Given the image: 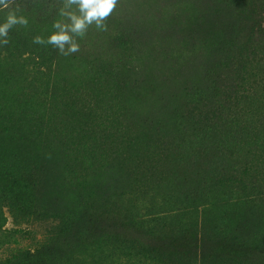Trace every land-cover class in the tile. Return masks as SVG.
Returning a JSON list of instances; mask_svg holds the SVG:
<instances>
[{"label":"rangeland","instance_id":"374dc122","mask_svg":"<svg viewBox=\"0 0 264 264\" xmlns=\"http://www.w3.org/2000/svg\"><path fill=\"white\" fill-rule=\"evenodd\" d=\"M5 3L0 23L18 10L28 24L14 26L8 43L0 44V264L20 249L28 257L11 264H264L263 244L252 251L253 245L234 234L238 228L245 238L261 231L264 241V208L261 221L253 218L252 225L233 221L243 216L233 205L220 204L219 195L215 205L199 212L190 199L194 189L196 197L203 193L202 182L217 181L247 161V148L240 152L224 129L218 134V122L205 124L201 133L206 135L199 139L194 124L200 106L197 82L233 71L221 73L211 60L224 25L218 11L228 3L252 10L254 2L118 0L104 20L106 30L93 23L77 38L79 51L68 55L46 42L56 31L54 23L68 22L60 15L66 0ZM257 12L252 63L264 86V3ZM37 37L45 43H36ZM185 41L192 44L190 50L197 46L206 52L201 68L183 67L196 56L184 49ZM138 86L143 87L131 93ZM131 96L139 97L136 110ZM104 107L138 116L131 113L124 123L134 135L145 131L141 156L132 158L128 152L135 150H123L120 141L116 146L105 142L97 119L99 140L85 157L80 150L84 120L91 113L100 117ZM258 110L264 106L252 108L256 127L264 115ZM155 115H167L176 135L191 137L177 141L155 126ZM38 124L41 133L34 132ZM71 144L75 155H70ZM260 156L264 159V152ZM12 204L42 216L25 221ZM71 208L78 219L64 228L57 215Z\"/></svg>","mask_w":264,"mask_h":264},{"label":"trees","instance_id":"16d2710c","mask_svg":"<svg viewBox=\"0 0 264 264\" xmlns=\"http://www.w3.org/2000/svg\"><path fill=\"white\" fill-rule=\"evenodd\" d=\"M251 1L254 2L251 7L252 10L246 8L241 11L236 8L235 4L228 3L221 6L222 9L218 11L219 14H217V18L220 20L223 15L222 21L224 25L221 29H218L219 35H217V41L213 46V54H210L212 56L211 60H216L219 66L218 71L221 73L227 71L229 67L232 68L233 71L231 73L228 72L224 77L218 75L219 78H214V80H212V77L205 75L197 82V94L199 96L200 106L199 109L196 110V122L194 124V131H196L194 138L199 139V137L201 138L206 135V133H201V129L205 124L209 125L218 122L220 125L216 130L218 134L224 129L231 133L230 136L232 139H236L240 152H243L245 148H247V161L241 166L239 164L237 168L232 167L231 170H227L225 174L217 178V181L205 180V182H202L203 193L201 192L202 194L196 197L197 189H194L190 196L191 201L194 203L192 208L199 212L201 209L200 207L205 209L207 206L215 205L217 203L216 197L219 195L220 204L225 206L233 205L234 208L240 211L239 215L243 216V218L239 217L238 219L234 218L232 220L248 224L254 222L253 218L261 221L260 217L263 215L261 210L264 208V170H262L260 166L264 165V159L261 160L260 156L264 152V115L259 117L261 124L256 127L253 126V120H256L258 116H256V113L252 112L253 107H257L258 105L264 106V86L259 84V80L257 79L258 75L255 73V69L258 70V68L252 63V59L256 52L254 46L257 42L255 39L257 33V7H260V4L264 3V0ZM243 7L244 6H241V8ZM218 26L221 25L218 24ZM249 26H251V28H249ZM185 44L186 46L184 49H189V51L195 53L196 56L188 59L183 64V67L188 69L197 65L201 68L202 64H199V60L205 58L206 52L200 51L202 47L197 46H194V48L190 50L192 44L189 41H185ZM250 46H252V48H250ZM184 49L182 53H184ZM244 49L246 52L243 54ZM260 81H262L261 78ZM139 84V81H137L136 86ZM142 87L143 86L135 87L131 90V93H138ZM149 91H153V88ZM163 95L167 97L170 96V94L166 93ZM131 97L133 99L132 105L136 110L139 97ZM246 107L248 109L247 111L245 110ZM100 110V117L91 113L84 120L87 128L85 129L86 131L83 130L84 132L81 136L82 144L80 150H84V152L87 153L85 157L92 153L89 149L96 145L99 140L97 136L98 133L95 131L97 119L100 120L98 126H101V135H103L105 142L109 141L111 146H116V143L120 141L123 150H135L128 152L132 158L141 156L139 148L142 147V150L144 147L146 148V144L144 143V139L146 138L145 131H139L134 135L132 130L127 128L124 123L126 117L130 119L131 113L135 117H138L134 114V111L130 113L128 111L125 112L124 109H117L114 107H104ZM258 113L259 115L264 114V111L258 110ZM166 118L167 115H163V119L160 116H153L155 126L175 136L176 133L173 132L175 125ZM147 119L150 121V117ZM33 128L34 132L41 133L40 124ZM27 130H30V128L28 127ZM74 130L75 133H77L76 135L81 133L80 130L75 128ZM114 130H120L121 132L114 133ZM188 136L189 138L191 137L190 134L188 135L186 133L179 135L178 132L176 140L179 141V139ZM244 137L247 139L245 143ZM84 138L86 140H84ZM136 141H139L137 149L135 147ZM250 142L254 147L253 151L250 148ZM73 146L74 144H71V148H69L70 155H75L76 153ZM117 150L119 152L123 151L120 149ZM101 157L104 158L103 155H101ZM1 183L2 177H0V192L3 190ZM27 188H29V186H27ZM11 207L15 211L16 216H22L25 221L33 218V216L39 220L38 216H42L39 210L33 212H29L28 210L23 211L20 208H16L15 204H12ZM190 212L191 211L187 210L186 215L188 216ZM57 216H62L58 218L61 220V224H63L64 228H66V225L74 222V219H78L79 215L75 208H71ZM234 234L240 241H246L245 245H253L252 251H259L262 244L264 246V241L259 238V235L262 234L261 231L259 233L255 231L249 237L245 238L243 237V229L238 228ZM23 250L24 249H20L12 254L11 259L5 260V264H11V261L16 259L18 261L20 258H27L28 256ZM152 264L155 263L153 262Z\"/></svg>","mask_w":264,"mask_h":264},{"label":"clouds","instance_id":"9594fccd","mask_svg":"<svg viewBox=\"0 0 264 264\" xmlns=\"http://www.w3.org/2000/svg\"><path fill=\"white\" fill-rule=\"evenodd\" d=\"M118 0H66L60 15L67 19V23L57 21L53 28L56 30L46 41L57 47L59 51L68 55L79 51L77 38H82L88 27L95 24L98 30H106L104 20L112 13ZM0 4L7 7L5 0H0ZM75 7L76 11H72ZM18 11V10H17ZM17 11H9L6 18L0 23V44H7L9 30L16 25H27L28 20ZM79 14H76V13ZM36 43H45L37 37Z\"/></svg>","mask_w":264,"mask_h":264}]
</instances>
